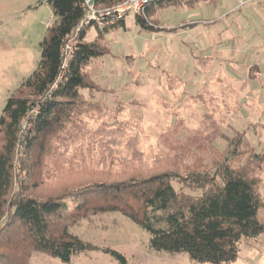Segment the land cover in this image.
I'll use <instances>...</instances> for the list:
<instances>
[{
  "label": "trees",
  "instance_id": "trees-1",
  "mask_svg": "<svg viewBox=\"0 0 264 264\" xmlns=\"http://www.w3.org/2000/svg\"><path fill=\"white\" fill-rule=\"evenodd\" d=\"M44 1L55 18L41 43L39 67L8 99L0 118V264H30L34 253L70 264L74 257L95 251L128 264L119 252L100 249L73 233L92 216L109 213L121 214L147 232L152 252L185 254L196 264L237 262L242 243L264 235V222L258 219L264 208L260 192L264 147L262 154L239 163L243 149L247 151L250 145L246 132L235 131L211 164L203 165L196 157L208 150L206 137H223L217 124L219 111L212 105H230L227 98L231 97L219 94L220 100L206 92L196 95L206 108L192 131L196 136L172 150L163 168H154L162 156L143 160L135 138L134 147L129 151L124 147L128 161L119 165L127 171L120 176L76 186L67 183L66 175L71 172L61 173L58 167L68 160L71 146L94 144L91 137L83 138L94 130L90 122L106 123L105 117L114 120L125 107L119 101L118 110L111 111L86 97L98 90L89 74L90 64L110 54L106 36L126 30L127 20L112 13L104 18V27L94 23L79 28L87 16L84 0ZM126 1L94 0V9H112ZM214 1L152 0L133 20L143 30L160 32L162 10ZM91 30L95 37L89 41ZM162 75L167 91L187 93L179 77ZM247 86L244 83L242 89ZM226 89L231 92L230 86ZM107 129L102 123L97 130L106 135ZM189 158L195 162L188 164ZM146 163L152 167H144ZM52 169L57 170L50 173Z\"/></svg>",
  "mask_w": 264,
  "mask_h": 264
},
{
  "label": "rangeland",
  "instance_id": "rangeland-1",
  "mask_svg": "<svg viewBox=\"0 0 264 264\" xmlns=\"http://www.w3.org/2000/svg\"><path fill=\"white\" fill-rule=\"evenodd\" d=\"M159 17L160 32L143 30L133 19L127 20L126 30L106 36L110 54L90 64L89 74L98 90L86 99L115 112L117 102L125 107L114 120L105 117L106 123L90 122L94 130L83 138L91 137L94 144L86 146L81 142L71 146L66 154L68 160L58 167L61 173L71 172L66 175L67 183L76 186L120 176L127 171L119 165L128 161L124 147L129 151L136 139L143 160L149 162L162 156V162H156L154 168H163L165 157L191 137L196 124L202 121L206 108L202 97L196 95L203 92L220 100L223 97L219 94L231 97L227 98L230 105H212L221 115L217 124L223 137H206L208 150L196 154L203 165L211 164L223 153L228 144L226 138H234L235 131L246 132L250 145L247 151L243 149L239 163L253 154H262L264 0L202 2L190 8L162 10ZM54 18L44 0H0V118L8 99L38 69L46 25H53ZM94 37L91 30L88 40ZM163 72L179 77L188 94L180 89L167 91ZM244 83L248 86L242 89ZM134 100L136 104H132ZM102 123L108 128L106 135L97 130ZM195 136L196 133L192 137ZM194 162V158L187 160L188 164ZM144 165L152 167L151 163ZM261 178L260 192L264 195V172ZM68 201L72 209L74 206ZM258 219L264 222V208ZM73 233L100 249L119 252L128 264H196L185 254L150 251L148 233L121 214L92 216ZM30 264L62 263L34 253ZM70 264L119 263L109 254L95 251L74 257ZM234 264H264V235L257 241H244Z\"/></svg>",
  "mask_w": 264,
  "mask_h": 264
},
{
  "label": "built area",
  "instance_id": "built-area-1",
  "mask_svg": "<svg viewBox=\"0 0 264 264\" xmlns=\"http://www.w3.org/2000/svg\"><path fill=\"white\" fill-rule=\"evenodd\" d=\"M150 1L152 0H128L115 8L98 11L94 9V0H84L87 9V16L80 24L79 28H82L83 26H91L94 23H97L98 26L104 27V18L111 16L112 13H115L119 18H124L126 20L134 19L137 15L143 14L145 6L149 4ZM51 26L52 22H49L46 25L47 28H50ZM68 49H71V46H68L67 50Z\"/></svg>",
  "mask_w": 264,
  "mask_h": 264
}]
</instances>
